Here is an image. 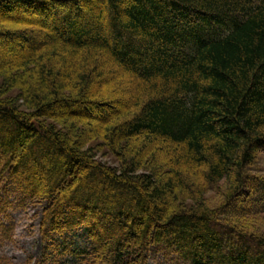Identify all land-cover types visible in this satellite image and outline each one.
I'll return each mask as SVG.
<instances>
[{"label": "trees", "instance_id": "16d2710c", "mask_svg": "<svg viewBox=\"0 0 264 264\" xmlns=\"http://www.w3.org/2000/svg\"><path fill=\"white\" fill-rule=\"evenodd\" d=\"M261 154L264 0H0V242L41 208L22 264H264Z\"/></svg>", "mask_w": 264, "mask_h": 264}, {"label": "rangeland", "instance_id": "374dc122", "mask_svg": "<svg viewBox=\"0 0 264 264\" xmlns=\"http://www.w3.org/2000/svg\"><path fill=\"white\" fill-rule=\"evenodd\" d=\"M97 110H94V114ZM252 171L264 174V154H261ZM210 203L215 201L213 193L207 194ZM41 208L36 210L30 207L23 209L7 210L6 222L8 225L9 240L0 242V258L7 259L14 264H22L28 256L37 257L41 250V240L39 236V221ZM73 242L77 248L81 249L83 238L81 233H77ZM64 264H77L73 258L66 256ZM150 264H178L167 260L162 253H156L150 259Z\"/></svg>", "mask_w": 264, "mask_h": 264}]
</instances>
